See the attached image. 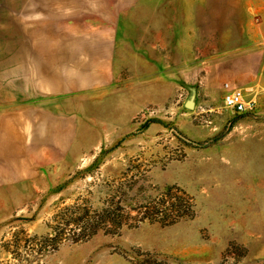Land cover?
<instances>
[{
  "label": "rangeland",
  "instance_id": "374dc122",
  "mask_svg": "<svg viewBox=\"0 0 264 264\" xmlns=\"http://www.w3.org/2000/svg\"><path fill=\"white\" fill-rule=\"evenodd\" d=\"M116 63L69 158L0 187V264H264V0H141Z\"/></svg>",
  "mask_w": 264,
  "mask_h": 264
},
{
  "label": "crops",
  "instance_id": "0c3cea01",
  "mask_svg": "<svg viewBox=\"0 0 264 264\" xmlns=\"http://www.w3.org/2000/svg\"><path fill=\"white\" fill-rule=\"evenodd\" d=\"M141 0H3L0 187L39 178L71 155L79 96L117 82L119 27ZM241 80V76H238ZM237 78V84H241Z\"/></svg>",
  "mask_w": 264,
  "mask_h": 264
},
{
  "label": "built area",
  "instance_id": "2783aa9c",
  "mask_svg": "<svg viewBox=\"0 0 264 264\" xmlns=\"http://www.w3.org/2000/svg\"><path fill=\"white\" fill-rule=\"evenodd\" d=\"M226 87L227 92L224 95L223 102L228 109L237 114H242L252 107V102L246 100L241 89H229L228 86Z\"/></svg>",
  "mask_w": 264,
  "mask_h": 264
},
{
  "label": "water",
  "instance_id": "95a60500",
  "mask_svg": "<svg viewBox=\"0 0 264 264\" xmlns=\"http://www.w3.org/2000/svg\"><path fill=\"white\" fill-rule=\"evenodd\" d=\"M195 97H196L195 89H191V94L189 96V99L184 103V107L187 108L188 110H192L195 106Z\"/></svg>",
  "mask_w": 264,
  "mask_h": 264
},
{
  "label": "trees",
  "instance_id": "16d2710c",
  "mask_svg": "<svg viewBox=\"0 0 264 264\" xmlns=\"http://www.w3.org/2000/svg\"><path fill=\"white\" fill-rule=\"evenodd\" d=\"M181 216L179 215V217L178 218H180ZM183 217V216H182ZM178 220V219H177ZM177 220H175V221H177ZM174 222V221H173ZM173 222H171V223H173ZM97 229L94 227L93 228V230H92V232H95ZM93 234V233H92Z\"/></svg>",
  "mask_w": 264,
  "mask_h": 264
}]
</instances>
